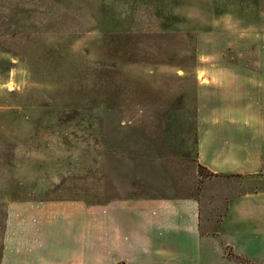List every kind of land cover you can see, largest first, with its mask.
<instances>
[{
	"label": "rangeland",
	"instance_id": "obj_1",
	"mask_svg": "<svg viewBox=\"0 0 264 264\" xmlns=\"http://www.w3.org/2000/svg\"><path fill=\"white\" fill-rule=\"evenodd\" d=\"M257 5L0 0L1 201L49 210L39 242L84 264L91 206L107 196V153L133 157L139 137L186 130L175 125L194 120L204 74L232 71L249 51L237 47L241 34L264 35Z\"/></svg>",
	"mask_w": 264,
	"mask_h": 264
},
{
	"label": "crops",
	"instance_id": "obj_2",
	"mask_svg": "<svg viewBox=\"0 0 264 264\" xmlns=\"http://www.w3.org/2000/svg\"><path fill=\"white\" fill-rule=\"evenodd\" d=\"M240 36L261 55L244 48L232 71L206 72L194 120L175 125L186 130L107 153L84 264H264V35ZM15 198L0 199V264H82L39 242L49 210Z\"/></svg>",
	"mask_w": 264,
	"mask_h": 264
}]
</instances>
